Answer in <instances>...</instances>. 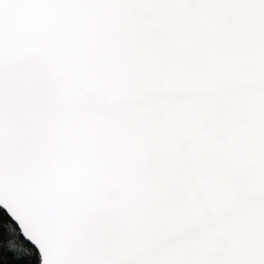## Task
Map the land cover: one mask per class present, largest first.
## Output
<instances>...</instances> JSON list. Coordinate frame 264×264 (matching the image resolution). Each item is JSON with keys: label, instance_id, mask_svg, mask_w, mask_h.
Returning <instances> with one entry per match:
<instances>
[{"label": "water", "instance_id": "1", "mask_svg": "<svg viewBox=\"0 0 264 264\" xmlns=\"http://www.w3.org/2000/svg\"><path fill=\"white\" fill-rule=\"evenodd\" d=\"M0 208L40 264H264V0H0Z\"/></svg>", "mask_w": 264, "mask_h": 264}, {"label": "trees", "instance_id": "2", "mask_svg": "<svg viewBox=\"0 0 264 264\" xmlns=\"http://www.w3.org/2000/svg\"><path fill=\"white\" fill-rule=\"evenodd\" d=\"M38 249L23 236L7 211L0 208V264H40Z\"/></svg>", "mask_w": 264, "mask_h": 264}]
</instances>
